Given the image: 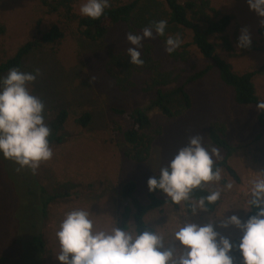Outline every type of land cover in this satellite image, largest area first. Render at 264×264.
I'll return each mask as SVG.
<instances>
[{
  "label": "rangeland",
  "instance_id": "rangeland-1",
  "mask_svg": "<svg viewBox=\"0 0 264 264\" xmlns=\"http://www.w3.org/2000/svg\"><path fill=\"white\" fill-rule=\"evenodd\" d=\"M207 1L211 16L232 17V23L225 32L230 50L226 51L218 41V55L231 64L237 73L259 71L254 84L264 101V51L257 33L262 27L261 18L249 10L247 0ZM84 2L82 0L75 6L76 14L80 15L79 8ZM57 21H62V17L48 15L39 0H2L0 60L10 58L36 32L48 29ZM61 28L64 30V39L29 57L20 69L27 72L38 69L40 72L30 88L45 106V123L60 110L69 112L65 125L69 135L67 141L51 147L53 157L41 163L35 173L30 170L33 181L48 192L57 185H75L71 191L74 199L50 205L47 219L37 224V230L45 243L41 264H58L55 257L59 254V245L55 233L66 213L76 209L90 211V218L97 230L109 231L117 226L121 186L127 181H134L138 186L137 196L145 202L148 179L158 175L160 168L168 164L191 136L200 135L204 146L209 150L213 148L207 140V131L212 123H220L225 127L228 140L235 149L229 164L238 181L222 171L221 181L210 183L211 191L221 193L220 206L213 214L200 212L193 217L183 209L167 205L161 211L152 212L147 221L155 233L162 236L165 248L177 243L173 239L174 233L186 219L203 225L210 218L226 219L237 215L241 221H246L251 184L258 178L257 173H264V127L258 122L256 107L236 105L233 91L220 82L216 70L212 69L202 80L187 87L194 101L189 113L175 120L165 119L158 112L150 114L161 134L144 163L129 162L120 151L121 140L114 138L109 128L111 122H116L122 129H127L129 121L110 110L118 108L132 111L147 105L154 95L141 90L121 92L106 73L107 51L110 48L127 51L130 47L126 40L129 34L126 27L115 26L102 43L96 44L83 40L70 25L63 24ZM242 29H247L251 37L248 48L237 47ZM148 42L153 44L154 56L164 70L181 74L180 82L210 63L193 47L190 48L191 58L187 63H174L168 58L165 45L155 34L151 39L143 40L142 46ZM135 81L141 84L143 78L135 77ZM83 113H89L92 117L85 129L74 123ZM224 155L218 150V155L213 156L214 162L220 161ZM20 171L28 173L29 169ZM12 175L14 177V172ZM228 182L233 183L230 190L224 187ZM19 191L14 178L8 176L0 160V257L6 259V264H27L23 241L28 237L24 236L18 224L25 219V214L19 208ZM216 222L219 223V220ZM216 230L232 242L241 235L232 226Z\"/></svg>",
  "mask_w": 264,
  "mask_h": 264
},
{
  "label": "trees",
  "instance_id": "trees-1",
  "mask_svg": "<svg viewBox=\"0 0 264 264\" xmlns=\"http://www.w3.org/2000/svg\"><path fill=\"white\" fill-rule=\"evenodd\" d=\"M2 0H0L1 3ZM82 0H39L46 13L50 16L62 17V21L52 23L48 29L38 31L24 44L19 46L14 54L5 60H0V78L7 75L10 69H21L24 62L47 46L59 44L65 37L61 26L70 25L76 33L86 42L91 44L102 43L108 33L117 25L126 27L128 33L139 34L146 27L160 20L167 21L164 36H156L163 44L169 36H179L181 46L168 58L174 63H187L191 58L190 48H195L201 57L210 63L204 69L189 76L180 82L181 74L174 70H164L161 62L154 56V46L145 43L142 46L140 58L143 65L131 64L127 51L110 48L107 51L105 70L121 92L141 90L154 97L143 107L132 111L112 108L110 112L124 117L129 121L127 129L116 122L109 125L113 137L121 140L120 151L125 160L137 164L144 163L149 155L154 142L159 138L161 131L156 128L150 114L158 112L163 118L175 120L189 113L194 105L193 98L187 87L202 80L214 69L220 82L233 91L234 102L242 107H256L263 101L255 88L254 80L259 71L237 73L231 64L218 55V41L222 48L230 50V45L225 38V32L232 23L230 15L211 16L207 0H111L110 7L98 20L76 14L75 6ZM2 33L4 32L1 29ZM258 36L264 51V26L258 29ZM155 34V33H154ZM135 77H142L143 82L137 83ZM69 119L67 110L56 112L46 122L51 128L49 144L51 147L60 146L68 139L65 125ZM258 122L264 127V113L259 112ZM92 121L89 113H83L75 119L74 123L85 129ZM207 140L216 149L224 152V157L214 162V169L219 168L227 173L234 181H238L235 171L229 164L235 149L230 144L226 129L220 123H212L207 131ZM8 176L14 178V183L20 189V212L25 214L24 220L18 222L27 239L23 241L27 264H41L45 252L44 238L37 230V224L47 219L50 205L60 201L74 199L72 188L75 185L65 183L57 185L48 192L45 187L33 181L32 172L29 170L18 171L17 164L0 156ZM16 168V169H15ZM14 172V177L12 173ZM159 175V174H158ZM211 183V182H210ZM210 183L203 184L190 194L188 202L180 204L171 203L170 199L162 193L146 192V201L137 196L138 186L134 181L125 182L119 190L120 213L117 227L126 231H154L147 219L154 211H161L170 205L174 209H183L191 214V206L201 197H206L210 192ZM220 206V200L214 204H206V213L213 214ZM256 209L249 206L246 216L255 215ZM239 239L233 241L238 244ZM234 264H242L238 251L233 252ZM0 264H6V259L0 257Z\"/></svg>",
  "mask_w": 264,
  "mask_h": 264
},
{
  "label": "clouds",
  "instance_id": "clouds-1",
  "mask_svg": "<svg viewBox=\"0 0 264 264\" xmlns=\"http://www.w3.org/2000/svg\"><path fill=\"white\" fill-rule=\"evenodd\" d=\"M110 3L111 0H85L79 13L98 20ZM247 6L261 18L264 26V0H247ZM166 27L167 21L160 20L144 28L141 34H127L129 62L143 65L139 51L142 41L151 39L154 33L164 36ZM181 43L179 36H169L164 41L165 52L171 55ZM250 45L248 30L242 29L237 47L248 48ZM39 75L38 69L27 72L12 68L0 78V156L17 164L18 171L27 168L35 173L41 163L53 157L48 139L51 128L44 117L45 106L30 88ZM256 109L264 113V101L257 103ZM215 155L218 150L205 147L200 135L191 136L168 164L160 168L159 175L148 179V191L162 193L173 204L188 202L193 190L203 184L221 181V170L214 169ZM257 176L251 184L248 201L249 206L256 209L255 215L246 221H241L237 215L226 219L210 218L203 225L186 219L174 233L173 239L177 243L167 248L162 236L153 231L136 233L116 225L109 231L97 230L90 211L72 210L65 214L55 233L59 245L55 260L58 264H234L231 253L236 250L242 264H264V173H257ZM224 187L230 190L233 183L228 182ZM220 196V191H212L201 197L192 204L191 215L195 217L206 212V204H214ZM230 226L241 233L238 244L216 230Z\"/></svg>",
  "mask_w": 264,
  "mask_h": 264
}]
</instances>
